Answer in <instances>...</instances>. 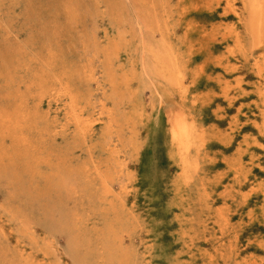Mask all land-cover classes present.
<instances>
[{
    "label": "rangeland",
    "instance_id": "1",
    "mask_svg": "<svg viewBox=\"0 0 264 264\" xmlns=\"http://www.w3.org/2000/svg\"><path fill=\"white\" fill-rule=\"evenodd\" d=\"M0 264H264V0H0Z\"/></svg>",
    "mask_w": 264,
    "mask_h": 264
},
{
    "label": "bare ground",
    "instance_id": "2",
    "mask_svg": "<svg viewBox=\"0 0 264 264\" xmlns=\"http://www.w3.org/2000/svg\"><path fill=\"white\" fill-rule=\"evenodd\" d=\"M255 3V2H254ZM253 3V4H254ZM257 4V3H256ZM249 5H250V3H249ZM259 8V7H258ZM257 8H255V10H256ZM71 11V10H70ZM252 11V10H251ZM256 12V11H255ZM254 13V12H253ZM259 15V14H258ZM113 45V44H112ZM85 81V80H84ZM177 122V121H176ZM181 126V125H180ZM188 127V126H187ZM185 129V128H184ZM178 133H179V135L181 134L179 131H178ZM182 133H183V131H182ZM195 133V132H194ZM179 135L177 134L176 136H178L179 137ZM185 134L183 133V135H180L181 137L182 136H184ZM178 137H176V138H178ZM195 162V161H194Z\"/></svg>",
    "mask_w": 264,
    "mask_h": 264
}]
</instances>
